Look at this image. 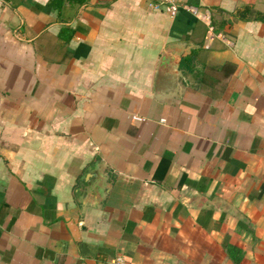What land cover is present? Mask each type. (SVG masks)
I'll use <instances>...</instances> for the list:
<instances>
[{
  "label": "crops",
  "instance_id": "crops-1",
  "mask_svg": "<svg viewBox=\"0 0 264 264\" xmlns=\"http://www.w3.org/2000/svg\"><path fill=\"white\" fill-rule=\"evenodd\" d=\"M182 2L0 0V264H264V0Z\"/></svg>",
  "mask_w": 264,
  "mask_h": 264
},
{
  "label": "built area",
  "instance_id": "built-area-1",
  "mask_svg": "<svg viewBox=\"0 0 264 264\" xmlns=\"http://www.w3.org/2000/svg\"><path fill=\"white\" fill-rule=\"evenodd\" d=\"M160 4L169 16H174L181 7L192 14L198 13V9L195 6L182 2V0H160ZM132 118L138 119L137 117ZM108 264H124V260L121 255H115Z\"/></svg>",
  "mask_w": 264,
  "mask_h": 264
},
{
  "label": "trees",
  "instance_id": "trees-1",
  "mask_svg": "<svg viewBox=\"0 0 264 264\" xmlns=\"http://www.w3.org/2000/svg\"><path fill=\"white\" fill-rule=\"evenodd\" d=\"M70 2L72 3H80L82 2L83 0H69ZM53 3H56V4H60L61 3V0H51V5ZM229 252H231V248L229 249Z\"/></svg>",
  "mask_w": 264,
  "mask_h": 264
}]
</instances>
